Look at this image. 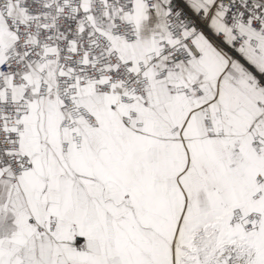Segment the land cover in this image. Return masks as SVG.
I'll return each instance as SVG.
<instances>
[{"label":"snow or ice","instance_id":"1","mask_svg":"<svg viewBox=\"0 0 264 264\" xmlns=\"http://www.w3.org/2000/svg\"><path fill=\"white\" fill-rule=\"evenodd\" d=\"M0 264H264V0H0Z\"/></svg>","mask_w":264,"mask_h":264}]
</instances>
